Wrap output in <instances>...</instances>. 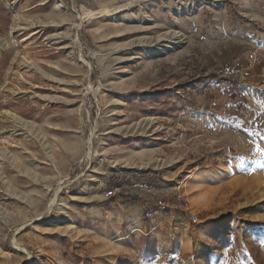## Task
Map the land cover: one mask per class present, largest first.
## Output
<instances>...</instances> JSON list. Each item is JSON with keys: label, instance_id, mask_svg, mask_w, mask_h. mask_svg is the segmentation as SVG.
Segmentation results:
<instances>
[{"label": "rangeland", "instance_id": "obj_1", "mask_svg": "<svg viewBox=\"0 0 264 264\" xmlns=\"http://www.w3.org/2000/svg\"><path fill=\"white\" fill-rule=\"evenodd\" d=\"M191 1L0 0V264H264V0Z\"/></svg>", "mask_w": 264, "mask_h": 264}, {"label": "bare ground", "instance_id": "obj_2", "mask_svg": "<svg viewBox=\"0 0 264 264\" xmlns=\"http://www.w3.org/2000/svg\"><path fill=\"white\" fill-rule=\"evenodd\" d=\"M202 5H205L207 8H214V9H216V8H218L220 6L219 3L217 1H215V0H203L202 2H200V1H191L189 4H187L185 6V8L183 7V4H181V5L180 4H176L174 6V11L175 12L173 14L176 15V14L183 13L184 9H187L192 14H195L197 9L199 7H201ZM104 10H105L106 14L112 15L110 10H106V9H104ZM90 15H92V14L86 15L84 18L89 17ZM145 19L148 22H152L151 20L148 19V17L145 18ZM157 40L159 42L164 41V40L169 41V42H168L167 46H159V47H156V48L153 47L149 51L150 54L156 55V54L160 53L161 51H165V50H167L169 48H177L180 45L185 44V38L179 32H176V31H173V30L168 32V33L160 34L158 36ZM5 45L7 47H10L7 42H5ZM13 244L15 245L16 248L24 249L23 246H21V244L18 243L16 240H13Z\"/></svg>", "mask_w": 264, "mask_h": 264}, {"label": "built area", "instance_id": "obj_3", "mask_svg": "<svg viewBox=\"0 0 264 264\" xmlns=\"http://www.w3.org/2000/svg\"><path fill=\"white\" fill-rule=\"evenodd\" d=\"M238 71L239 70L236 66L227 65L221 69V75L224 77L236 76Z\"/></svg>", "mask_w": 264, "mask_h": 264}, {"label": "crops", "instance_id": "obj_4", "mask_svg": "<svg viewBox=\"0 0 264 264\" xmlns=\"http://www.w3.org/2000/svg\"><path fill=\"white\" fill-rule=\"evenodd\" d=\"M252 16V15H251Z\"/></svg>", "mask_w": 264, "mask_h": 264}]
</instances>
